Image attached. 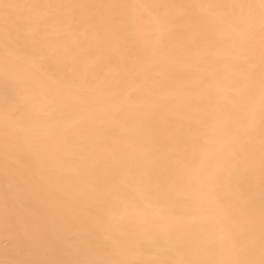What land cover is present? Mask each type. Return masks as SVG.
I'll return each instance as SVG.
<instances>
[{"label":"snow or ice","instance_id":"snow-or-ice-1","mask_svg":"<svg viewBox=\"0 0 264 264\" xmlns=\"http://www.w3.org/2000/svg\"><path fill=\"white\" fill-rule=\"evenodd\" d=\"M74 7L0 4V28L6 48L11 42L26 47L21 44L22 36L34 42L36 37L64 23L63 18L58 20L52 15L53 8ZM138 7L154 9L168 24V33L177 44H185V27L196 16L199 26L194 41L216 39L218 46L225 42L230 45L227 69L217 68L208 77L212 82L202 84L203 96L222 97L223 103L210 104L200 118V133L194 137L200 148L199 158H194L191 164L188 157L178 161L176 168L184 179H177L167 189L154 184L147 152L142 155L143 171L125 169L113 177L109 191L126 190L118 202L120 210L110 213L109 219L99 224L103 233L99 248L107 258L4 259L0 264H264V0ZM170 9L181 11L170 16ZM22 20L26 32L20 30ZM78 58L61 49H41L35 58H26L41 67L51 62L40 81L51 94V101H46L44 109L31 118L30 130L34 133L31 140L39 149L50 136L61 138L68 160L92 159L101 150L114 159H122L117 156L121 149L113 147L111 138L120 120L132 117L130 109L136 102V93L158 65L151 62L126 65L118 74H123L128 89L117 96L111 93L109 79L100 75L88 79L90 70L81 77L59 78L56 66L75 64ZM29 80L36 83L35 77H26L19 58L6 56L0 64V86L5 89L11 86L26 97ZM6 99L11 102L15 98ZM24 106L10 103L16 111ZM146 122V118H137L140 125ZM9 155L6 148V161ZM50 155L37 151V162ZM194 170L198 179L193 187L190 177ZM159 200L172 206L160 209L164 216L157 219L153 213ZM205 203L215 206L220 217L212 228L203 227L202 216L187 214ZM125 217L134 226L132 231L122 223ZM141 236L149 240L157 258H137ZM106 243L111 244V251L104 246ZM113 252L124 258H111ZM173 254V259L160 258Z\"/></svg>","mask_w":264,"mask_h":264},{"label":"bare ground","instance_id":"bare-ground-1","mask_svg":"<svg viewBox=\"0 0 264 264\" xmlns=\"http://www.w3.org/2000/svg\"><path fill=\"white\" fill-rule=\"evenodd\" d=\"M201 2L234 0H0V4L76 6L71 10L53 8L52 15L58 20L63 18L64 23L36 37L34 42L22 36L21 44L26 47L11 42L6 48L0 28V64L6 56L19 58L26 77L36 80H29L26 97L11 86H0V260L107 258L99 248L103 240L99 224L120 210L118 202L126 190L109 191L113 177L125 169L143 171L142 155L147 152L154 184L167 189L177 179H184L176 168L177 162L188 157L191 164L199 158L200 148L194 137L200 133V118L210 104L223 103L222 97L203 96L202 84L212 82L208 77L217 68L227 69L230 45L225 42L218 46L216 39L194 41L199 26L196 16L185 27V44H177L168 33V24L154 9L138 6ZM180 11L170 9L169 15ZM20 30L26 32L23 20ZM41 49H61L79 57L75 64L56 66L59 78L81 77L90 70L88 79L93 75L109 79L111 93L117 96L128 89L123 74H118L126 65H158L136 93V102L130 109L132 117L122 118L111 138L113 147L121 149L117 156L122 159H114L101 150L92 159L68 160L62 139L55 136L37 149L31 140L34 133L30 124L33 115L51 101V94L40 85L51 62L41 67L26 58H35ZM7 97L15 98L11 102L24 103V108H11ZM137 118H146L147 122L140 125ZM6 148L10 154L7 161ZM37 151L52 155L38 163ZM190 179L194 187L198 179L195 170ZM171 206L170 202L159 200L153 215L160 219L164 216L160 209ZM187 214L202 216L204 228L214 227L220 218L210 203ZM127 220L125 217L122 223L132 231L134 226ZM104 246L111 251L110 243ZM138 252L141 260L157 258L146 236L140 237ZM111 258L124 257L113 252ZM160 258L173 259L175 255Z\"/></svg>","mask_w":264,"mask_h":264}]
</instances>
